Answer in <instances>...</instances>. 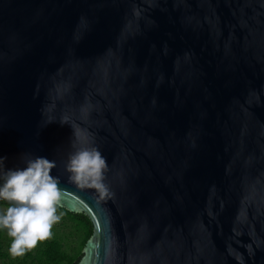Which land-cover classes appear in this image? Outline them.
Returning a JSON list of instances; mask_svg holds the SVG:
<instances>
[{
    "label": "water",
    "instance_id": "95a60500",
    "mask_svg": "<svg viewBox=\"0 0 264 264\" xmlns=\"http://www.w3.org/2000/svg\"><path fill=\"white\" fill-rule=\"evenodd\" d=\"M25 152L92 222L76 264H264V0H0V156Z\"/></svg>",
    "mask_w": 264,
    "mask_h": 264
},
{
    "label": "clouds",
    "instance_id": "9594fccd",
    "mask_svg": "<svg viewBox=\"0 0 264 264\" xmlns=\"http://www.w3.org/2000/svg\"><path fill=\"white\" fill-rule=\"evenodd\" d=\"M72 129V151L64 161L67 179L79 189H93L102 201L110 195L105 183L107 158L89 133ZM20 158L22 166L6 168L7 157L0 156V233L10 238L8 251L13 257L23 256L52 238L53 226L62 219L57 213L61 181L51 174L55 161L30 152Z\"/></svg>",
    "mask_w": 264,
    "mask_h": 264
},
{
    "label": "trees",
    "instance_id": "16d2710c",
    "mask_svg": "<svg viewBox=\"0 0 264 264\" xmlns=\"http://www.w3.org/2000/svg\"><path fill=\"white\" fill-rule=\"evenodd\" d=\"M57 213L70 223L71 240L55 232L52 238L39 242L35 248L27 251L23 256L13 257L8 251L10 240H5V233H0V263L76 264L86 241L93 233L92 222L84 212H71L59 206Z\"/></svg>",
    "mask_w": 264,
    "mask_h": 264
},
{
    "label": "rangeland",
    "instance_id": "374dc122",
    "mask_svg": "<svg viewBox=\"0 0 264 264\" xmlns=\"http://www.w3.org/2000/svg\"><path fill=\"white\" fill-rule=\"evenodd\" d=\"M65 220L66 219L62 217L60 222L53 226L52 232H53V234L56 232L57 234L62 235L63 237H66L67 239L71 240V236L69 234L70 230H71V226H70V223L66 222ZM4 237H5V240H7V241L10 240V238L7 237L6 234ZM0 264H2V263H0Z\"/></svg>",
    "mask_w": 264,
    "mask_h": 264
}]
</instances>
